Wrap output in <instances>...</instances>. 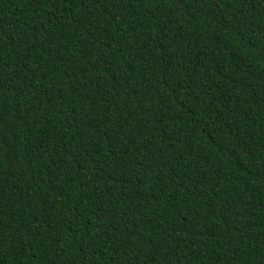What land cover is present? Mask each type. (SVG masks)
<instances>
[{
    "label": "trees",
    "instance_id": "1",
    "mask_svg": "<svg viewBox=\"0 0 264 264\" xmlns=\"http://www.w3.org/2000/svg\"><path fill=\"white\" fill-rule=\"evenodd\" d=\"M0 264H264V0H0Z\"/></svg>",
    "mask_w": 264,
    "mask_h": 264
}]
</instances>
